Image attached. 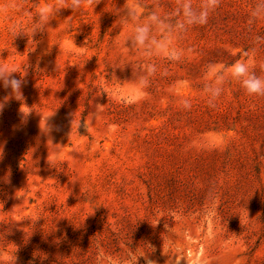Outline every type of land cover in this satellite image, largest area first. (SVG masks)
Returning <instances> with one entry per match:
<instances>
[{"label":"rangeland","instance_id":"1","mask_svg":"<svg viewBox=\"0 0 264 264\" xmlns=\"http://www.w3.org/2000/svg\"><path fill=\"white\" fill-rule=\"evenodd\" d=\"M69 2L0 0V70L24 81L17 99L0 88V264H264V96L226 79L213 108L202 91L238 61L264 78L259 0H219L146 92L116 15L135 0Z\"/></svg>","mask_w":264,"mask_h":264},{"label":"clouds","instance_id":"2","mask_svg":"<svg viewBox=\"0 0 264 264\" xmlns=\"http://www.w3.org/2000/svg\"><path fill=\"white\" fill-rule=\"evenodd\" d=\"M81 4L82 0H70L66 8L71 9L73 14H77L81 10ZM218 6L219 0H200L199 3H194L193 0H179L174 9L165 11L159 3L153 7H147L141 0H135L132 7L124 5L122 8H116V15L119 17L121 25H131L130 30L124 34L121 40V47L126 51L136 49L144 58L142 63L136 64L133 76V83L141 92L147 91L151 85L152 77L157 72V64L154 61L157 58H162L169 62H180L185 51L179 46L183 35L195 26L206 25ZM57 10L49 11L46 14L42 12L34 14L31 23L23 28L13 26V38L18 34L26 35L25 28L30 29L31 37L36 33L45 32L49 21L55 17ZM260 18H264V0H259L251 9L248 23L255 24ZM255 39L259 42L264 37L257 35ZM125 65L130 66L125 62L115 67L123 68ZM227 68V77L224 67H221L202 87L209 107H215L216 101L224 91L226 79L238 81L249 96H264V78L258 76L248 63L238 61L231 63ZM131 70L133 73L132 68ZM14 72L16 71L0 70V88L10 90V94L16 98L17 94L20 97L24 81L22 78L13 76ZM7 99L8 97H4L0 100V112L4 110ZM181 106L186 110L190 109L191 99L183 98ZM137 257L133 258L129 255L127 257L129 264H136ZM148 264H152V262L149 261Z\"/></svg>","mask_w":264,"mask_h":264}]
</instances>
